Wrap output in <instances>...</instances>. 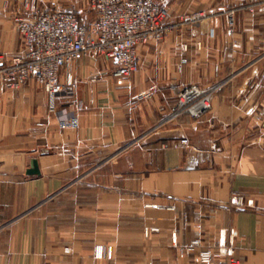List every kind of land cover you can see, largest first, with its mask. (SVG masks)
I'll use <instances>...</instances> for the list:
<instances>
[{"label": "crops", "instance_id": "crops-1", "mask_svg": "<svg viewBox=\"0 0 264 264\" xmlns=\"http://www.w3.org/2000/svg\"><path fill=\"white\" fill-rule=\"evenodd\" d=\"M70 1L90 11L88 0ZM21 2L0 0L5 60L21 52ZM170 27L167 39L139 48L130 79L84 58L60 78L75 89L55 99L35 80L0 89V264H113L109 248L122 257L115 264L163 255L174 257L163 264H189L204 251L264 264V138L244 134L231 114L247 107L248 88L235 81L249 80L261 60L243 33L264 26L239 23L232 38L220 13L216 23ZM189 85L215 88L212 107L199 120L174 119L177 93ZM34 160L40 174L30 176Z\"/></svg>", "mask_w": 264, "mask_h": 264}, {"label": "built area", "instance_id": "built-area-1", "mask_svg": "<svg viewBox=\"0 0 264 264\" xmlns=\"http://www.w3.org/2000/svg\"><path fill=\"white\" fill-rule=\"evenodd\" d=\"M88 4L95 15L89 22L71 11L41 8L38 0H22L14 16L22 48L9 60L0 56V89H17L35 80L55 99L75 89L73 81L64 84L60 78L67 65L84 58L103 59L115 78L130 79L141 68L139 48L163 41L172 33L171 16L156 0H88ZM249 12L264 16V0L250 5ZM233 31L230 14L229 32ZM187 62L182 58L179 69ZM214 92L215 88L198 85L181 88L172 118L188 115L201 119L212 107ZM182 144L187 145L188 140L183 139ZM199 256L197 262L202 264H240L222 251H204Z\"/></svg>", "mask_w": 264, "mask_h": 264}, {"label": "rangeland", "instance_id": "rangeland-1", "mask_svg": "<svg viewBox=\"0 0 264 264\" xmlns=\"http://www.w3.org/2000/svg\"><path fill=\"white\" fill-rule=\"evenodd\" d=\"M260 0H156V3L169 12L171 16L170 23H192V24H201L207 21H212L216 23V17L218 14H224V21L228 27L227 34L230 37H234L236 35L237 26L239 23L242 24H258L264 26V16L260 19H253V15L249 12L250 5H255L259 3ZM47 4L53 9L63 10V11H75L78 15H85L89 18H93L94 14L86 9L82 12H79L80 6L83 4L82 1H79L76 7L71 4L70 0H57L55 2L50 1ZM81 4V5H80ZM247 8L246 14L247 16L238 15V9ZM82 9V6H81ZM177 12V13H176ZM230 14L233 15L234 18V31L229 32L230 25ZM174 17L175 18L174 20ZM177 21V22H175ZM263 32L251 33L247 32L245 35L243 33V41L249 42V47L252 49V55L254 57H260L261 60L259 63L250 71V73L246 76L250 78L249 80L241 79L235 81V86L242 83L241 86L245 85L248 90L244 95L241 96L240 100L243 101L245 105H247L246 109L241 113H231L233 116H236L238 119L242 120L240 125H243V133L247 136H258L264 138V29ZM252 74H256L254 78ZM239 83V84H238ZM250 89V90H249ZM255 90L254 93H251V90ZM232 102L235 100L236 103H239V98L231 97ZM89 182H93L92 179L88 180ZM87 181V182H88ZM104 256L112 258L113 264L122 262V257L112 256V253H105ZM130 259L126 261L129 264H137L138 257H129ZM171 258L168 255H163L161 257L154 256H146V264H163L169 263ZM186 258V257H183ZM200 256L190 257L189 264H202L201 262H197ZM161 262V263H157Z\"/></svg>", "mask_w": 264, "mask_h": 264}, {"label": "water", "instance_id": "water-1", "mask_svg": "<svg viewBox=\"0 0 264 264\" xmlns=\"http://www.w3.org/2000/svg\"><path fill=\"white\" fill-rule=\"evenodd\" d=\"M27 174L30 176H35L40 174L39 164L37 160L32 162V167L27 171Z\"/></svg>", "mask_w": 264, "mask_h": 264}]
</instances>
